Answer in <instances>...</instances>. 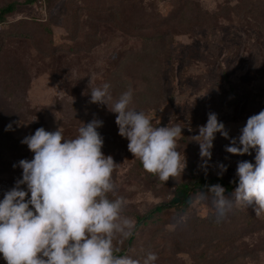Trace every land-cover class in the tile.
Listing matches in <instances>:
<instances>
[{
    "label": "rangeland",
    "instance_id": "obj_1",
    "mask_svg": "<svg viewBox=\"0 0 264 264\" xmlns=\"http://www.w3.org/2000/svg\"><path fill=\"white\" fill-rule=\"evenodd\" d=\"M12 1L18 3L16 10L0 23L1 200L4 192L22 178V169L13 167L26 159L20 155L33 158L28 146L21 143L24 137L40 127L51 132L62 125L64 138L74 139L83 123L94 118L103 121L97 129L104 138L102 152L118 164L112 174L115 193L109 198H126L123 215L133 218L136 225L137 215L168 203L179 184L218 175L217 162L227 166L222 177L228 181L236 177L238 161L255 163L254 151L251 156L227 153L225 145L230 140L217 133L205 174L199 145L191 142V136L199 134L198 126L206 124L208 113L214 112L230 137H238L247 119L264 110V27H244L240 12L226 10V17L218 20L214 29L193 28L185 34L183 26H177V13L167 23L175 25L177 33L161 49L157 66L150 69L133 54L140 46L139 33L148 32L141 27L151 23L154 12L169 16L182 0H0V8ZM195 1L209 11L228 1L231 6L238 3ZM209 22L201 17L188 21V26ZM263 24L261 21L260 26ZM136 25L138 28L132 29ZM93 74V86L109 83L114 99L131 87V107L143 111L153 127L177 123L185 127L177 141V149L187 161L183 174L163 183L140 169L138 159L128 151L129 141L119 135L117 114L109 112L106 105L89 102L87 88ZM236 210L214 231H233L250 214L256 228L243 243L261 246L246 259L234 258L229 252L230 261L223 263V259L221 264H264V216L257 217L252 207ZM211 214L217 219L210 199H195L184 215L174 209L156 215L154 221L136 227L134 235L117 246L124 255L140 259L141 264L149 252L157 254L155 264H206L191 258L192 248H187L191 256L178 251L187 242L181 239L189 217L208 219ZM0 264H7L2 253Z\"/></svg>",
    "mask_w": 264,
    "mask_h": 264
},
{
    "label": "clouds",
    "instance_id": "obj_2",
    "mask_svg": "<svg viewBox=\"0 0 264 264\" xmlns=\"http://www.w3.org/2000/svg\"><path fill=\"white\" fill-rule=\"evenodd\" d=\"M90 77L89 102L106 105L117 114L119 135L129 141L128 151L143 169L163 183L183 174L187 161L177 141L185 127L178 123L153 127L143 111L131 107V87L114 99L109 83L93 86L95 74ZM102 126L103 121L94 118L83 123L74 139L64 138L62 125L51 132L40 127L22 139L33 158L13 165L22 169V178L0 200V253L7 264H141L140 259L116 255L117 245L134 235L136 223L123 215L126 198H109L115 193L112 174L118 164L102 152L104 138L97 131ZM188 131H193L190 125ZM198 133L191 142L199 145L205 174L217 133L230 140L225 145L227 153L251 156L254 151L255 163L237 162L238 185L233 192L226 194L220 184L205 185L197 202L210 199L218 222L243 207L264 216V110L247 119L238 137H230L214 112L208 113L206 124L198 126ZM218 167L222 176L227 166L220 163ZM157 259V254L149 252L142 264H155Z\"/></svg>",
    "mask_w": 264,
    "mask_h": 264
},
{
    "label": "trees",
    "instance_id": "obj_3",
    "mask_svg": "<svg viewBox=\"0 0 264 264\" xmlns=\"http://www.w3.org/2000/svg\"><path fill=\"white\" fill-rule=\"evenodd\" d=\"M17 5L18 3L16 1H12L6 6L0 8V23L4 22L8 16L14 13ZM187 10L191 11L193 15L190 16L186 12ZM226 10L231 11V13L234 11L236 13L240 12L242 15H237L244 27H259L261 29L264 27L260 26L261 21L264 22V0H238L236 6H231L228 1L225 4H220L218 8H215L213 11L201 9L195 0H182V3L178 4V7L174 9L169 16L163 17L160 16V13L154 12L152 14V20H150L151 23L146 25L142 23L144 27H141V30L148 32L139 33L140 46L133 51L134 53L132 52V47L129 48V51L136 55L138 60L144 61L145 65L147 67L150 66V69H152L157 66L161 49L165 45L172 42L173 33H177V27L175 25L167 24L170 21V18H173L178 13L176 16L178 17L177 26H183L181 30L185 34H188L193 30V28H207L209 30L214 29V27L218 24V20L226 17V12H224ZM201 17H207L212 22L198 23L194 25L196 27H193V25L188 26V21H194ZM134 28H138V26L136 25L132 27V29ZM20 157L27 159L29 155L22 154ZM138 162L140 169H143L141 162L139 160ZM234 180L236 181L235 184L233 183ZM234 180L228 181L222 176L209 175L201 176L195 180L179 184L173 193L172 199L168 203L159 204L147 213L137 215L136 227L142 225L144 226V224H146L149 220L154 221L156 215L157 217H160L169 209H174L176 214L184 215V213H186L194 203L196 193L202 191L205 185L220 184L226 189V193H231L238 184V178L235 177ZM235 211L238 212V210ZM189 219V222H187L185 226H183L184 228H182L184 229V235L181 239H185L187 242L186 245L180 248L178 252H181L182 254H190L187 251V248H192L194 253L192 256L190 254V256L196 261L204 262L206 264H221L223 259H226L223 263H228L231 259L229 257V252L230 255L232 254L234 256V258L241 257L246 259L254 255L261 246L259 245V247H253L243 243V239L256 228V226H254L255 224L252 223L253 216L250 214H247L242 218V223L239 228H236L233 231L226 229L222 232L217 230L214 231V229L220 228L221 225L223 226L224 221L218 222L212 214L208 217V219L198 217H189ZM165 222L166 219L162 221V223ZM117 255L124 256V253L118 252ZM176 264L181 263L176 261Z\"/></svg>",
    "mask_w": 264,
    "mask_h": 264
},
{
    "label": "built area",
    "instance_id": "obj_4",
    "mask_svg": "<svg viewBox=\"0 0 264 264\" xmlns=\"http://www.w3.org/2000/svg\"><path fill=\"white\" fill-rule=\"evenodd\" d=\"M217 164H218V162L216 163V168L218 167V165H217Z\"/></svg>",
    "mask_w": 264,
    "mask_h": 264
}]
</instances>
